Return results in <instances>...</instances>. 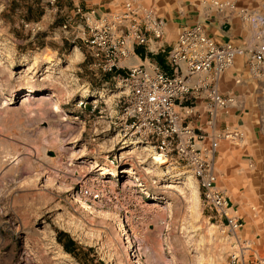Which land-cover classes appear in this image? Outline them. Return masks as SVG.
<instances>
[{"label": "rangeland", "instance_id": "1", "mask_svg": "<svg viewBox=\"0 0 264 264\" xmlns=\"http://www.w3.org/2000/svg\"><path fill=\"white\" fill-rule=\"evenodd\" d=\"M111 1L115 10L125 0ZM137 1L162 19L186 4L219 17L207 8L211 0ZM72 2L0 0V264H80L56 242V230L92 248L78 259L94 254L103 264H230L236 250L240 257L244 250L261 256L264 250L245 248L246 225L236 238L222 231L184 163L156 164L153 148L123 140L112 127L117 98L127 89L110 75H92L78 39L58 29ZM237 24L248 41L258 29ZM134 58L139 62L130 56L126 64ZM234 82L250 100L248 130L260 152L251 159L236 150L238 139L225 140L227 157L215 168L244 223L247 215L264 220V83ZM237 153L245 160L241 168L234 165Z\"/></svg>", "mask_w": 264, "mask_h": 264}, {"label": "built area", "instance_id": "2", "mask_svg": "<svg viewBox=\"0 0 264 264\" xmlns=\"http://www.w3.org/2000/svg\"><path fill=\"white\" fill-rule=\"evenodd\" d=\"M207 8L219 14L222 24L228 25L232 17H237L258 29L252 30L248 42L235 44L215 40L203 23L194 22L180 28L164 45V19L137 0H125L119 8L98 15L72 2L70 15L58 29L72 40L78 39L92 75L109 74L126 87L124 96L117 98L118 109L111 121L122 139L148 145L164 160L184 163L196 181L203 204L214 212L222 231L236 238L243 222L218 186L214 155L220 139L237 140L241 133L224 128L207 134L192 126L191 120L199 116L193 110V101L195 93L204 89L209 125L218 117L217 112L226 114L234 98L219 91L218 81L236 58L243 60L251 78L264 83V0L248 5L211 0ZM31 29H37L36 24ZM157 55L163 56L162 64L155 60ZM130 56L142 62L125 64ZM148 56L151 60L145 63ZM252 253L257 264H264V251L261 256ZM239 258L237 250L230 253V264H236Z\"/></svg>", "mask_w": 264, "mask_h": 264}, {"label": "crops", "instance_id": "3", "mask_svg": "<svg viewBox=\"0 0 264 264\" xmlns=\"http://www.w3.org/2000/svg\"><path fill=\"white\" fill-rule=\"evenodd\" d=\"M72 1L74 3H78L84 9H93L95 15H98L101 12L107 10H111V6L113 5L111 0H72ZM168 14H169L168 17L165 18L166 20L164 19V21H165V29L167 28L165 40H167V37L169 35L168 37L169 42L173 40L175 33L177 32L178 29H180V28H176L175 26H187L194 22L203 23L205 25L207 34L211 35L217 41L221 42V41L229 40L235 44L248 42V40L246 39L248 37L247 34L246 35L243 34V30L241 29L238 30L237 17L231 19L228 25L222 24L221 23L222 20L220 16L219 17L216 16L215 13L211 14L209 12L198 11L195 8L189 6V4H186L184 6L178 5L177 8H173L172 11H169ZM134 60L135 61L131 64L142 62V59H138L139 62H137L135 58ZM244 68L245 65L243 60L241 58H236L233 64L229 68L224 70L220 75L218 81L219 91L223 95H231L234 98L233 99L234 101L228 106L227 114L222 115V113L217 112L218 117L215 119L212 125H209V122L207 121L209 116L205 112L206 109L204 107V104L207 100L205 97L204 89H201L195 93L196 95L193 101V110H196L199 113V116L191 120V125L195 127H200L203 131L207 132V134L210 132L217 133L223 130L224 128L239 130L241 133V137L238 139L239 144L236 150H238L239 152H245L246 154L250 155L248 157L253 159V157L259 156L260 151L253 148L252 145H253V140L255 138L254 136H251L249 134V130H248L249 122L247 119L251 108L248 107L247 104L249 103L250 100L246 97L244 98V96L247 95V92H245V94L242 95L241 94L242 92H239L240 85H237V83L234 82V79L238 77L243 78L244 83L255 82V79L251 78L248 75L246 68L245 69ZM202 76L205 77V74H203ZM233 94H235V96ZM244 109H246L245 112L243 111ZM224 143L225 140L223 139L219 140L218 147L214 155L215 164H219L221 159L227 157V154H225V152L224 153L221 152ZM241 154L237 153V155H234L235 167L241 168L243 165V161H245L241 159ZM232 163L233 160H231L230 164H227L228 167L225 168L226 171L232 172L235 169ZM246 217L248 218V222L244 221L243 223L244 225H246V229H247V236L243 238V240H245V244L247 243L248 246L253 245L256 251L264 250L263 218H258L257 215H254L252 217L247 215ZM244 251L245 252H242L241 257L240 259H238L236 264H257L256 261L254 260V254L253 253L249 254L247 253L246 250Z\"/></svg>", "mask_w": 264, "mask_h": 264}, {"label": "trees", "instance_id": "4", "mask_svg": "<svg viewBox=\"0 0 264 264\" xmlns=\"http://www.w3.org/2000/svg\"><path fill=\"white\" fill-rule=\"evenodd\" d=\"M162 63L163 61L159 59V64H162ZM103 76H109V74H105ZM55 240L61 245L64 252L68 253L73 258L77 259V261L80 264H103L101 260L97 259L94 256V254L88 259H84V260L78 259L79 252L83 251L86 254H88L92 252V248L89 246L85 247V246L77 244L67 232H64L62 230H56Z\"/></svg>", "mask_w": 264, "mask_h": 264}, {"label": "bare ground", "instance_id": "5", "mask_svg": "<svg viewBox=\"0 0 264 264\" xmlns=\"http://www.w3.org/2000/svg\"><path fill=\"white\" fill-rule=\"evenodd\" d=\"M53 94H55V93H53ZM52 94V95H53ZM28 102V101H27ZM30 105H28V103L26 104V106L24 107V110H25V113L27 114L31 109H30V107H29ZM36 106H39V107H42L43 108V105H42V103H38ZM38 112V111H37ZM43 138V137H42ZM45 140V139H44ZM53 140V139H52ZM43 141V140H42ZM58 142V143H57ZM56 142V144H58L57 145V147H58V149H62V144H63V140L61 139V140H59V141H57ZM47 144V143H46ZM27 160V159H26ZM153 161L156 163V164H161V163H163V162H165V160L164 159H162L158 154L157 155H155L154 157H153ZM28 163V162H27ZM102 170H106V168L105 167H102ZM55 171V170H54ZM108 172L109 173H111L112 171H110V169H108ZM189 183H191V181H186L185 182V184H189Z\"/></svg>", "mask_w": 264, "mask_h": 264}]
</instances>
